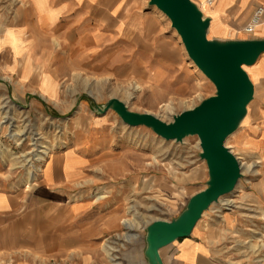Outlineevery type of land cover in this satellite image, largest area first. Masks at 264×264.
Instances as JSON below:
<instances>
[{
    "label": "rangeland",
    "instance_id": "rangeland-1",
    "mask_svg": "<svg viewBox=\"0 0 264 264\" xmlns=\"http://www.w3.org/2000/svg\"><path fill=\"white\" fill-rule=\"evenodd\" d=\"M139 1L143 7L141 11L155 13L164 28V34L159 35L168 41L163 51L171 61L168 69L155 70L156 56L153 57L150 40H132L137 48L131 53L128 52L131 49L129 38L120 37L115 43L110 40L113 18L108 15L114 2L107 0L104 12L95 11L104 16L103 20L106 16L104 23L91 24L94 10L89 9L88 15H91L87 21V14L75 7L71 10L73 16H81L83 20L67 25L61 34L54 33L59 39L53 57L59 69V96L50 100L41 94L27 93L25 100L20 101L11 84L5 81L0 85V177L29 189L40 178L52 154L77 143L84 147L94 141L97 144L98 139L106 144L110 139L113 147L107 152L109 160L114 156L122 162L120 169L113 168L122 172L119 177L107 176L95 187V195L106 196L111 190L110 183L117 184L116 189L125 198L121 228L103 236L99 246L91 249L89 260H83L82 253L74 254L72 259L51 258L45 253L38 255L40 259L35 258V264H134L129 263L131 246L138 241L146 245L148 225L154 220L170 221L178 217L189 199L207 186L208 167L200 157L202 150L197 135L186 136L182 142L167 140L150 127L128 125L113 109L105 113L95 109V104L102 107L110 98H117L131 111L150 113L169 123L175 115L194 108L216 93L214 83L189 57L170 19L157 6L151 5L150 0ZM87 26L91 27L89 31L102 28L105 31V55H101V50L100 55H96L94 47L78 42V34ZM212 35L210 30L208 37ZM71 41L76 43L73 50ZM100 56L102 61L109 59V65L124 67L115 73L107 72L105 66H101ZM131 58L138 60L133 72L127 69ZM225 144L239 159L242 176L232 192L220 197L203 213L193 232L203 226L209 230L211 224L223 225L226 212L238 213L241 209L244 193H264V101L259 87L246 116ZM41 151L48 153L40 159ZM210 219L213 222L207 225ZM230 241V237L223 238L224 244ZM263 243L254 238H235L234 258L238 261L243 258L247 264L257 263V259L264 256L261 255Z\"/></svg>",
    "mask_w": 264,
    "mask_h": 264
},
{
    "label": "crops",
    "instance_id": "crops-1",
    "mask_svg": "<svg viewBox=\"0 0 264 264\" xmlns=\"http://www.w3.org/2000/svg\"><path fill=\"white\" fill-rule=\"evenodd\" d=\"M106 1L1 0L0 85L5 81L11 84L20 101L25 100L27 93L41 94L50 100L59 96V69L53 60L56 55L54 47L59 39L54 33L61 34L67 25L83 20L81 16H73L71 10L75 7L87 14V21L91 15H88L89 9L94 10L91 24L104 23L106 16L103 20L104 16L95 11L104 12ZM192 1L205 17H210L212 38L264 39V15L253 33L245 31L255 9L264 6V0H215L210 5L206 0ZM113 2L108 15L113 18L110 40L115 43L120 37L129 38V53L137 48L132 40H150L153 57H157L154 59L155 70L168 69L171 61L163 52L168 41L159 35L164 34L159 17L153 12L141 11L139 0ZM90 28H82L78 42L85 47H94L96 55H100L99 50L102 56L105 55V31L103 28L89 31ZM68 38L71 40V36ZM75 45L71 41L72 50ZM109 63V59L102 61L101 57V66H105L107 72L115 73L124 67ZM137 64L138 60L131 58L127 69L133 72ZM246 71L255 91L257 87L262 91L264 101V53ZM102 140L86 147L77 143L70 149L52 154L46 160L40 178L29 189L7 177H0V264H35V258L40 259L38 255L45 253L51 258L66 259H72L74 253H82V259L89 260L100 239L121 228L125 198L116 189L117 184L110 183L111 190L106 196L95 195V187L100 181H105L107 176L117 178L122 174L113 169L122 167L120 159L113 156L109 160L107 154L113 143L110 139L108 144ZM242 196L245 202L241 209L238 213L226 212L223 225L211 224L209 230L203 226L190 236L163 247L160 250L163 263L247 264L243 258L241 261L234 258L233 240L254 238L264 242V193H244ZM211 220L207 225L213 222ZM225 236L231 238L229 244H224ZM260 245L259 242V251ZM145 246L140 241L131 246L129 263L148 264ZM254 264H264V256Z\"/></svg>",
    "mask_w": 264,
    "mask_h": 264
},
{
    "label": "water",
    "instance_id": "water-1",
    "mask_svg": "<svg viewBox=\"0 0 264 264\" xmlns=\"http://www.w3.org/2000/svg\"><path fill=\"white\" fill-rule=\"evenodd\" d=\"M149 3L170 19L189 57L216 87L214 95L175 115L169 123L150 113L131 111L117 98H110L102 107L94 105L99 113L113 109L128 125L150 127L167 140L182 142L189 135L199 137L200 157L206 161L209 174L206 188L189 199L178 217L154 220L146 229L144 255L148 264H164L160 250L190 236L203 213L232 192L242 176L241 163L225 141L238 129L254 98V84L245 67L255 64L264 53V39H210L211 19L194 1Z\"/></svg>",
    "mask_w": 264,
    "mask_h": 264
},
{
    "label": "built area",
    "instance_id": "built-area-1",
    "mask_svg": "<svg viewBox=\"0 0 264 264\" xmlns=\"http://www.w3.org/2000/svg\"><path fill=\"white\" fill-rule=\"evenodd\" d=\"M215 0H207V3L210 5L214 2ZM264 15V6L259 5L253 15L250 18V21L248 22V24L245 27V31L247 33H253L255 31V29L261 24L262 22V18Z\"/></svg>",
    "mask_w": 264,
    "mask_h": 264
},
{
    "label": "bare ground",
    "instance_id": "bare-ground-1",
    "mask_svg": "<svg viewBox=\"0 0 264 264\" xmlns=\"http://www.w3.org/2000/svg\"><path fill=\"white\" fill-rule=\"evenodd\" d=\"M206 2H207V0H206ZM42 152V151H41ZM48 153V151H44V152H42L41 154H38V157L41 159V158H43V157H45V154H47ZM145 158V157H144ZM148 166H149V164H148ZM162 166V165H161ZM163 167V166H162ZM146 168V167H145ZM164 169H165V167H164ZM74 254H76V253H74ZM85 258V257H84ZM83 258V259H84ZM85 260V259H84Z\"/></svg>",
    "mask_w": 264,
    "mask_h": 264
}]
</instances>
